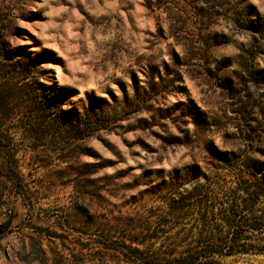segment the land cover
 <instances>
[{
	"label": "rangeland",
	"instance_id": "obj_1",
	"mask_svg": "<svg viewBox=\"0 0 264 264\" xmlns=\"http://www.w3.org/2000/svg\"><path fill=\"white\" fill-rule=\"evenodd\" d=\"M237 110L264 174V0H0V264H264L203 255L264 216L203 150L245 151Z\"/></svg>",
	"mask_w": 264,
	"mask_h": 264
},
{
	"label": "trees",
	"instance_id": "obj_2",
	"mask_svg": "<svg viewBox=\"0 0 264 264\" xmlns=\"http://www.w3.org/2000/svg\"><path fill=\"white\" fill-rule=\"evenodd\" d=\"M165 1V0H159ZM178 59V58H177ZM178 63V60L176 61ZM196 113L195 117V127L201 129L202 134L211 133L210 126L206 122V118L203 117L202 112L200 110H194ZM238 116V128L234 133L235 138H240L245 142V151L244 152H236V151H227L221 149L220 147L214 144L212 138H208L204 142L203 150L207 159L211 162H223L226 160L228 155H231L240 161V165L242 166L241 169L255 175L256 173L259 174L258 177H261V183L259 186V191H263L264 188V174L262 169L258 166V162L255 158L251 156V149L253 144H249L248 142H253L250 137L251 134L254 132L253 128L246 127V110H237L236 112ZM229 135V134H228ZM237 135V137H236ZM230 136V135H229ZM187 137V136H186ZM176 139V138H174ZM187 145H190L191 142L186 139ZM197 169V168H195ZM255 173V174H254ZM250 185L247 183L245 179H240L238 182V189L242 191L245 195L247 194L246 191L249 190ZM241 205L238 203L229 204L228 208L224 209L225 217H226V232L217 239L214 243L204 246L202 249L204 251L203 255L205 257L213 256V255H222L227 256L236 253H254V254H262L264 252H260L254 248L253 244L247 243L244 240L243 233L244 232H255L261 229L264 226V216H249L245 214L246 206L251 201V198L245 196L242 200ZM204 210V215H206ZM253 214V211L251 212ZM211 214L213 212L211 211ZM264 255V254H263Z\"/></svg>",
	"mask_w": 264,
	"mask_h": 264
}]
</instances>
